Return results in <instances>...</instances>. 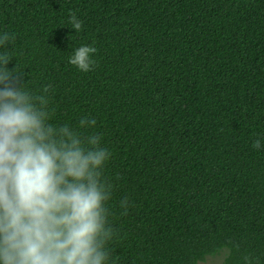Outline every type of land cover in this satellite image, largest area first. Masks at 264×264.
<instances>
[{"label": "trees", "instance_id": "16d2710c", "mask_svg": "<svg viewBox=\"0 0 264 264\" xmlns=\"http://www.w3.org/2000/svg\"><path fill=\"white\" fill-rule=\"evenodd\" d=\"M3 33L48 122L111 153L107 264H264V0H0Z\"/></svg>", "mask_w": 264, "mask_h": 264}, {"label": "clouds", "instance_id": "9594fccd", "mask_svg": "<svg viewBox=\"0 0 264 264\" xmlns=\"http://www.w3.org/2000/svg\"><path fill=\"white\" fill-rule=\"evenodd\" d=\"M69 23L82 29L74 13ZM12 39L3 33L0 47ZM95 52L80 46L69 62L87 72ZM10 59L0 55V264H107L114 228L103 169L111 153L100 135L49 123L47 99L21 87L6 67ZM261 146L259 139L253 144ZM121 203L127 205V198Z\"/></svg>", "mask_w": 264, "mask_h": 264}, {"label": "rangeland", "instance_id": "374dc122", "mask_svg": "<svg viewBox=\"0 0 264 264\" xmlns=\"http://www.w3.org/2000/svg\"><path fill=\"white\" fill-rule=\"evenodd\" d=\"M221 260H222V251L213 255L206 256V261L212 264H221Z\"/></svg>", "mask_w": 264, "mask_h": 264}]
</instances>
